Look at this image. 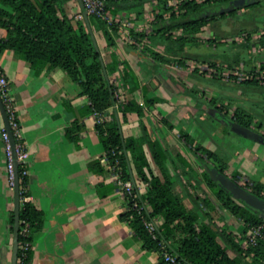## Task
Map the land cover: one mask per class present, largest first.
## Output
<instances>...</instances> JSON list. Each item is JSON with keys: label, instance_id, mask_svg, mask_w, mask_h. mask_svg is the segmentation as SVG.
<instances>
[{"label": "crops", "instance_id": "obj_1", "mask_svg": "<svg viewBox=\"0 0 264 264\" xmlns=\"http://www.w3.org/2000/svg\"><path fill=\"white\" fill-rule=\"evenodd\" d=\"M5 36L0 29V40ZM118 36L120 41L112 51L119 65L110 80L122 88L124 103L106 104L107 121L113 118L119 123L124 143L138 144L156 176L160 172L145 136L158 143L164 153L160 158L165 173L174 181V190L184 206L190 207L191 202L197 205L199 225L213 231L224 229L240 243L243 221L235 216L231 221L225 219L227 211L218 205L205 184L204 163L194 152L196 146L214 150L212 143L200 142L198 135L203 113L209 110L197 100L204 98L203 93L193 89L190 92L188 78L180 76L176 69L177 76L173 73V67L184 65H174L172 61L155 68L154 61L129 42L126 30L119 28ZM158 49L162 51L163 46L154 48L161 52ZM102 57L105 63L111 62L109 54ZM0 67L8 78L29 153L27 202L43 214L42 228L33 237L31 264H163L159 252L146 249L125 219V201L108 169L106 151L95 128L96 118L88 113L89 100L79 94L78 84L62 69L32 63L10 49L0 51ZM247 140L250 146H245L239 156L248 173L255 177L260 169L264 171V145ZM126 160L131 171L128 152ZM2 162L0 144V177L4 172ZM226 171L229 177L237 175L240 183L242 174H231L230 168ZM246 178L248 186L255 182L264 185L263 178ZM133 179L139 192L144 193L146 185L136 174ZM3 190L0 184V191ZM191 194L207 197L211 205L208 217ZM1 201L7 219V213L13 210V193H5ZM155 221L160 225L159 219ZM227 254L237 257L231 250Z\"/></svg>", "mask_w": 264, "mask_h": 264}, {"label": "trees", "instance_id": "obj_2", "mask_svg": "<svg viewBox=\"0 0 264 264\" xmlns=\"http://www.w3.org/2000/svg\"><path fill=\"white\" fill-rule=\"evenodd\" d=\"M73 1L76 2V0H0V29L6 33L5 38L0 40V51L10 49L32 63H42L51 68L62 69L71 81L78 84L79 94L88 98V113H97L105 117L103 123H97L95 126L105 151L109 154L112 151L121 153L119 159L123 170V180L134 181L133 174L137 175L138 179L146 185L145 192L140 193V200L148 208L146 217L161 221L158 226V238L155 240L146 232L142 218L136 211L131 210L124 214L134 233L142 239L146 249L160 252L161 243H163L169 252L176 255L177 261L181 264H264V241H259L257 246L246 249L241 246L250 226L263 225L264 228V223L258 217L257 211L234 200L204 172L205 184L213 192L218 205L243 221L244 230L239 243L224 229L213 231L209 226L199 225L198 216L195 212L187 211L181 197L174 190V181L166 175L164 161L160 158L161 153L163 155L164 153L158 143L151 142L145 136L160 176L154 175L137 143L123 142L116 121L113 118L110 122L107 121L106 113H104L105 106L112 104L117 89L110 77L117 71L119 65L112 51L119 39V27L116 24L108 25L98 18L89 16L95 21V25L91 23V20L90 23L100 49V54L97 53L82 18L76 19L80 13L74 14L71 11ZM154 1L156 2L153 5L155 21L152 24V31L149 34L133 33L132 30L129 32L131 35L134 34L132 37L135 40L149 43H144L140 53L152 59L155 68L160 64L168 65L174 60H177L176 64L179 66L185 65V62L192 58L189 48L201 44L202 29L209 24V21L232 18L238 22L244 15V13L236 14L238 6L234 3L237 0H185L181 1L176 9L168 6V0H108L105 8L114 16L127 17L132 14L133 19L139 21L144 14L145 6ZM258 2L260 0L250 5ZM253 23L255 25L248 30L244 28L225 33L215 32V36L205 42L215 45L219 39H226L243 31L254 33L259 29V25L264 26V13L260 14ZM242 24L246 25L247 22ZM157 45L163 46L161 52L154 50ZM254 46L264 47V36L256 41L249 40L239 44L233 59L230 61L224 58L223 61L229 67L233 64L238 65L241 54ZM107 54L110 55L111 62L103 61L108 81L103 75L99 61L100 55ZM210 62L211 66H215L214 61ZM262 67H264V62ZM240 83L252 84L255 88H264V85L255 79H247ZM210 103L216 104L214 101ZM225 117L257 133L262 128L261 123H255L253 127L252 116L242 109H236L231 118ZM123 145L125 152L131 155L132 162L129 163L131 171ZM194 152L200 155L202 163H207L209 167L225 173L227 167L219 164V158L215 153L201 146H196ZM230 178L239 182L236 176ZM26 182L27 180L21 177L17 264H31L33 237L43 225L42 212L24 200L27 197V192L23 191ZM243 187L255 196L264 199V185L255 182ZM193 196H196V203L206 210L204 216L208 217L211 205L207 197ZM9 224V231L12 235L13 211L10 213ZM25 228L27 234L23 236L22 231ZM24 243L29 244V248L25 251L21 248ZM228 250L233 251L237 257L230 258L227 254ZM161 262L164 264L163 261Z\"/></svg>", "mask_w": 264, "mask_h": 264}, {"label": "rangeland", "instance_id": "obj_3", "mask_svg": "<svg viewBox=\"0 0 264 264\" xmlns=\"http://www.w3.org/2000/svg\"><path fill=\"white\" fill-rule=\"evenodd\" d=\"M172 1L178 5V3L185 0ZM71 7L72 13L75 14L79 12V7L76 2L73 1ZM173 7L175 9L177 8L176 5ZM237 8L238 14L244 13L238 22H235V20L232 18L209 21V24L202 29L201 44L189 48L192 58L185 62L183 68L173 67L172 71L177 76V72H174L176 69L181 72L182 75L180 74V76L183 77L185 75L188 78L187 84L190 92L191 89H193L194 91H199L204 95L203 99H197L199 102L204 103V105L209 108L207 112L203 113L204 120L200 123L198 129L200 142L212 143L211 149L214 150L211 152L218 156L219 164H224L227 168H230L231 174H235L236 172L242 174L243 179H240V183H244V179L247 180L246 177H249L251 181L261 180L260 178L264 179V171L260 169V172L257 174V176L252 177L248 173L244 163H242L240 160L239 154L243 153L245 146H250L251 142L244 136L235 133L229 125L223 124L220 120H218L217 115L214 113L212 114V112L217 106V111H220L221 115L231 118L236 109H242L252 116L253 127H255V123H261L262 128L258 133L262 134L261 132H264V88H255L252 84L240 83L244 80H247L249 71L253 72L257 67L263 66L264 52L258 53V46H254L252 49L241 54L240 64H233L231 67H229L227 63L223 61V59L227 58L231 61L238 51V45L232 42L238 34L229 36L226 39H219L216 41L215 45H209L207 42H205L206 40L215 36V32L225 33L234 30H241L244 28L247 30L251 29L255 25L253 23L254 20H257V17L264 13V0H260V2L254 5H247V7L246 5H240ZM153 9V3L147 4L145 6V14H143L141 20L139 21L136 19L134 20L131 16H127L131 20H129L125 28L123 27L122 29L126 30L128 38H130L132 41L134 40L132 37L134 34L131 35L129 30H132L133 33H137L135 28H139L142 24H144V22H146L145 17H152V14L155 13ZM166 16H168V14ZM76 19L79 20V16H76ZM90 20L91 23L95 25V21L93 19ZM243 22H247V24L243 25ZM263 27L264 26L259 25V30H262ZM158 50L161 51V49ZM176 61L177 60L173 61L174 65ZM210 61H214L215 66H211ZM193 70H197V72H193ZM260 84L263 85L261 82ZM212 101H214L216 104L210 103ZM15 124L16 133H18V142L23 143L21 127L18 121L16 108ZM262 135L264 136V134ZM0 144L3 153L2 165L4 168V172L0 177V184H2L4 189L2 192L0 191V264H10L8 255L11 254L12 241V235L9 231V217L11 211L9 210L7 213L6 219V212L1 208V200L5 193H8L9 196H11L13 192L8 181L9 178L6 169L7 155L6 144L3 138V127L0 129ZM204 164L208 165L207 163ZM192 203L193 202H191L190 207H186L187 211L195 213L198 212L197 205H192ZM257 214L264 223V215L258 211ZM232 218V215L227 212L225 219L231 221Z\"/></svg>", "mask_w": 264, "mask_h": 264}, {"label": "built area", "instance_id": "obj_4", "mask_svg": "<svg viewBox=\"0 0 264 264\" xmlns=\"http://www.w3.org/2000/svg\"><path fill=\"white\" fill-rule=\"evenodd\" d=\"M108 0H83L86 11L89 16H93L95 18H98L104 22H106L108 25H117L119 28H125L126 24H128V21L131 20L128 17H120L117 15H112L109 10L105 8V3ZM179 4V3H178ZM177 6V3H173L172 0L168 1V6ZM81 18V16H79ZM144 24H142L139 28H135V31L138 33H145L149 34L152 31V24L155 21V13L152 14L151 18L145 17ZM261 36H264V27L262 30H257L254 33H248L243 32L238 34L234 39L233 43H236L237 45L245 43L249 40L256 41L260 39ZM129 42L132 45H136L137 50H142V45L146 41H137V40H131L129 38ZM140 45V46H139ZM258 45V44H257ZM264 52V47L258 46V53ZM255 79L259 80L264 85V67H257L255 71L248 72L247 79ZM116 82V81H115ZM0 97L3 102L5 111L8 115L9 122L11 129L13 131L15 140H16V153H17V159L19 163V182H21V177L27 179L29 176V172L27 169V161L29 159V153L26 149V146L24 143L18 142V133H16V124H15V105L13 97L11 96L10 89H9V81L4 73L3 69L0 67ZM115 101H118L120 103H124L123 98V90L122 88H117L114 94ZM96 118V124L97 123H103V119L100 114L95 113L94 114ZM3 138L6 144V155H7V172H8V178L10 186L13 190V162H12V154H11V148L9 145L7 133L5 132L3 128ZM120 152L112 151L110 154L105 153V159L107 161L108 169L111 171L114 184L118 188L119 195L124 199L125 201V212L128 211H136L142 218V222L144 225V228L146 232L153 238H158V224L153 219H148L146 217V214L148 215V208L147 206L142 203L140 200V192L138 188H136L135 182L132 181H125L123 180V170L121 166V161L119 159ZM21 168V172H20ZM244 183H240L242 186H248L247 180L244 179ZM23 191L26 192V186L23 187ZM24 200L27 202V197L24 198ZM263 225H253L248 228L244 235V240L241 242L242 248L246 249L248 247H255L257 246L259 241H264V230ZM27 229H23L22 235L26 236ZM22 250H27L29 248L28 243H24L21 246ZM160 258L164 262V264H181L177 261L176 255L169 252L167 250V247L161 243L160 248Z\"/></svg>", "mask_w": 264, "mask_h": 264}, {"label": "water", "instance_id": "obj_5", "mask_svg": "<svg viewBox=\"0 0 264 264\" xmlns=\"http://www.w3.org/2000/svg\"><path fill=\"white\" fill-rule=\"evenodd\" d=\"M257 0H237L235 1L236 6L240 5H250L256 2ZM77 5L79 7L80 16L84 22V25L87 29V32L90 36V39L93 43L95 51L100 54V49L95 37L94 30L90 23L89 15L86 11L83 0H76ZM100 65L102 68L103 75L105 79L108 81V74L104 65V61L102 55L99 56ZM110 93H112L110 89ZM113 105H115V99H112ZM215 115H217L218 120H220L223 124L229 125L235 133H238L244 136L247 139H251L256 141L257 143L264 145V136L260 133L254 132L250 129L242 127L230 120H227L224 115H221L218 111L215 110ZM0 116L3 123V128L7 133L9 145L11 148L12 154V162H13V225H12V241H11V255H10V264H17L18 258V249H19V220H20V182H19V163L17 159L16 153V140L13 134V131L10 126L8 115L5 111L3 102L0 97ZM119 133L122 138L121 129L118 123ZM123 140V138H122ZM123 149L125 152V147L123 145ZM125 157H127V153L125 152ZM205 172L208 174L211 181L218 183L220 187H222L226 192H228L232 198L238 202H241L248 207L254 209L255 211L260 212L264 215V199H261L254 194H252L248 189L244 188L240 183L233 181L226 173L219 172L214 167H209L208 165H203Z\"/></svg>", "mask_w": 264, "mask_h": 264}, {"label": "flooded vegetation", "instance_id": "obj_6", "mask_svg": "<svg viewBox=\"0 0 264 264\" xmlns=\"http://www.w3.org/2000/svg\"><path fill=\"white\" fill-rule=\"evenodd\" d=\"M236 14H238V10H237ZM241 14H242V13H241ZM238 15H240V14H238Z\"/></svg>", "mask_w": 264, "mask_h": 264}]
</instances>
